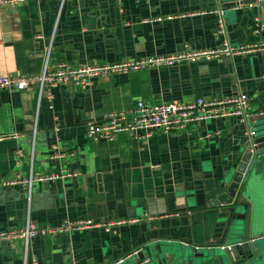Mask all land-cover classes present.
Wrapping results in <instances>:
<instances>
[{
    "label": "crops",
    "instance_id": "1",
    "mask_svg": "<svg viewBox=\"0 0 264 264\" xmlns=\"http://www.w3.org/2000/svg\"><path fill=\"white\" fill-rule=\"evenodd\" d=\"M25 0L0 9V76L41 74L45 64L73 68L220 45L223 9L232 45L264 41V1ZM213 11V12H212ZM173 15L171 19L165 16ZM162 16L158 21L156 18ZM264 50L162 68L105 72L86 86L0 92V230L92 219L103 226L0 239V264H217L218 181L237 159L246 127L234 118L152 130L137 137L87 138L85 123L132 112L138 101L187 102L196 97L249 96L253 121L264 111ZM257 113V114H256ZM59 151L65 156L58 158ZM61 167L77 176L32 181ZM14 182V183H13ZM264 215V183L251 190ZM261 223H264L261 221ZM225 241L220 245H227ZM195 247H198L195 249ZM192 248V250H191ZM134 250L143 257L129 256ZM26 254V255H25ZM143 258H149L144 263Z\"/></svg>",
    "mask_w": 264,
    "mask_h": 264
},
{
    "label": "built area",
    "instance_id": "2",
    "mask_svg": "<svg viewBox=\"0 0 264 264\" xmlns=\"http://www.w3.org/2000/svg\"><path fill=\"white\" fill-rule=\"evenodd\" d=\"M24 1L0 0V9L9 4H19ZM249 5L251 6V4ZM214 12L216 13V33L221 36L220 45L214 48L187 49L169 54L149 55L139 59L123 60L104 65H89L81 68H73L66 63H58L55 66L45 64L41 74L38 75L0 76V92L2 90H31L33 87H37L39 95L44 93L47 99L51 101V88L59 83L66 84L71 80L79 86L86 87L93 77L105 72L138 70L141 68H162L183 62L208 61L221 56L229 57L264 50V41L256 44L232 45L227 33L224 10L218 9L214 10ZM173 17V15H167L165 19H171ZM162 19V16L156 18L158 21ZM263 29L264 23L257 20L255 22V31L260 33ZM261 77L264 81V74ZM259 114L264 116V111L259 112ZM254 115L250 107L249 96L239 92L220 98H205L199 96L187 102L145 103L138 101L135 109L130 113L124 111L110 112L104 114L100 119L88 120L85 123V130L87 138L92 141H98L100 139L112 140L120 132H127L137 137H142L149 135L152 130H160L167 133L173 130H183L191 124L234 118L238 123L246 127V138H252L256 135V129L251 124ZM5 137L7 136L0 135V140ZM53 156L62 158L65 156V153L56 151L53 153ZM77 174L74 170L61 167L57 172L37 173L35 176H30L29 180L23 179L22 182H30L33 179L41 182L59 179L64 180L74 178ZM103 225V222H95L90 218L75 221L67 220L54 228H39L35 223L27 220L25 225L20 229L0 230V239L21 237L27 241L38 234L47 232H71L73 230L100 227ZM221 247L223 248L225 245H221ZM197 248L195 247V249ZM137 254L138 251L134 250L129 256H135ZM126 258L121 257L112 264H122ZM142 262L148 263L149 258H143Z\"/></svg>",
    "mask_w": 264,
    "mask_h": 264
},
{
    "label": "water",
    "instance_id": "3",
    "mask_svg": "<svg viewBox=\"0 0 264 264\" xmlns=\"http://www.w3.org/2000/svg\"><path fill=\"white\" fill-rule=\"evenodd\" d=\"M264 0H226L224 6L252 4ZM262 117V116H261ZM237 159L218 181L216 195L208 203L216 206L215 247L207 253L217 264H264V215L258 213L250 193L264 183V131L239 143ZM231 241L225 247L220 244ZM143 257V252L137 254Z\"/></svg>",
    "mask_w": 264,
    "mask_h": 264
},
{
    "label": "rangeland",
    "instance_id": "4",
    "mask_svg": "<svg viewBox=\"0 0 264 264\" xmlns=\"http://www.w3.org/2000/svg\"><path fill=\"white\" fill-rule=\"evenodd\" d=\"M251 124L257 130V134H261L264 131V116L256 118L254 121L251 122ZM125 263L128 264L129 262Z\"/></svg>",
    "mask_w": 264,
    "mask_h": 264
}]
</instances>
